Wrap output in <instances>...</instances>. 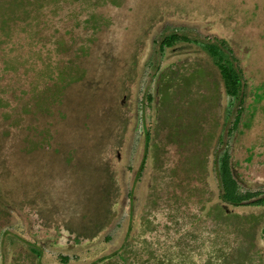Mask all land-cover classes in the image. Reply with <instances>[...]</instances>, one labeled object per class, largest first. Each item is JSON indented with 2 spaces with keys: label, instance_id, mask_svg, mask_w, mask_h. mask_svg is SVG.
Here are the masks:
<instances>
[{
  "label": "rangeland",
  "instance_id": "obj_1",
  "mask_svg": "<svg viewBox=\"0 0 264 264\" xmlns=\"http://www.w3.org/2000/svg\"><path fill=\"white\" fill-rule=\"evenodd\" d=\"M226 151L264 193V0H0V264H264V206L219 199Z\"/></svg>",
  "mask_w": 264,
  "mask_h": 264
},
{
  "label": "trees",
  "instance_id": "obj_2",
  "mask_svg": "<svg viewBox=\"0 0 264 264\" xmlns=\"http://www.w3.org/2000/svg\"><path fill=\"white\" fill-rule=\"evenodd\" d=\"M31 5V4H29ZM42 8V7H39ZM188 42L187 36L179 35L177 33H169L165 35L159 42L158 48L163 51L164 49L174 47L178 42ZM227 43L223 39H214V41L206 42L203 47L208 56L212 59L215 68L217 69L219 76L221 77L224 93L237 100L240 93H242V108L245 104V85L243 82V76L241 70L238 68L234 61L232 50L227 46ZM242 76V79H240ZM242 82V85H241ZM242 86V87H241ZM238 119L235 120V125ZM150 141L148 132L145 134V148H147ZM145 157V154H144ZM217 166V181L219 188V199L224 204H229L233 207H241L244 205L252 206H264V193L254 192L251 193L245 190L243 193L240 188L241 185L233 174L231 166V155L228 151L223 153V156L219 160H216ZM264 231V229H263ZM32 252L39 258L41 255L36 249H31ZM113 253L112 255H115ZM110 256L102 258L99 262L109 259Z\"/></svg>",
  "mask_w": 264,
  "mask_h": 264
}]
</instances>
